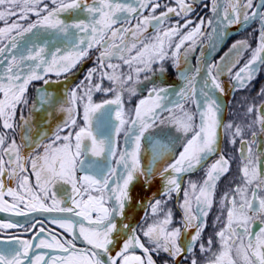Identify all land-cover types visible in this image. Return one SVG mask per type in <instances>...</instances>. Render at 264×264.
Returning <instances> with one entry per match:
<instances>
[{
  "label": "snow or ice",
  "instance_id": "snow-or-ice-1",
  "mask_svg": "<svg viewBox=\"0 0 264 264\" xmlns=\"http://www.w3.org/2000/svg\"><path fill=\"white\" fill-rule=\"evenodd\" d=\"M174 4L0 0V213L25 218L0 221V237L40 225L32 239L0 238L8 245L0 247V264H264V88L262 102L246 108L255 119L225 122L222 79L241 91L264 69V0ZM200 6L211 15L197 13V21ZM257 23L255 47L237 40L213 59L230 29ZM89 59L94 66L79 84L50 89ZM166 63L178 86L163 84ZM138 91L146 95L126 109L125 93ZM97 93L112 98L96 102ZM38 112L45 119L36 125ZM54 113L63 119L49 130ZM225 140L239 156V183L230 176L236 157L226 154ZM197 172L202 179H191ZM225 178L231 187L217 199ZM157 179L158 193L134 197ZM174 197L179 226L168 206ZM134 199L150 209L136 226L127 215ZM214 205V231L205 237ZM36 214L51 216L63 233L49 231L34 243L45 232L42 221L28 219Z\"/></svg>",
  "mask_w": 264,
  "mask_h": 264
},
{
  "label": "flooded vegetation",
  "instance_id": "flooded-vegetation-1",
  "mask_svg": "<svg viewBox=\"0 0 264 264\" xmlns=\"http://www.w3.org/2000/svg\"><path fill=\"white\" fill-rule=\"evenodd\" d=\"M162 2H169V3H171V6H175L174 0H162ZM204 2L207 3L208 0H204ZM197 13H199V16H205V18H207V16L211 15V13L208 11V9L202 8V6L197 7L196 12H194L192 14V18L194 20H197V21L199 19V16L197 15ZM145 14L147 15V13H145ZM175 19H178V18L174 17L172 22H175ZM257 28H258V23L252 24L250 27H247V28L244 26H236V27L230 29V38L215 53H213V59L219 60V58L222 55H224L225 52L228 51L231 44L237 40L248 39L250 41V43L252 44V46L255 47L256 37L258 35V33L255 31V29H257ZM151 32H152V29L150 28L149 33H151ZM205 43H206V40H205ZM199 51H200V49L198 48L196 55L199 54ZM205 51H207V50L205 49ZM92 55L94 57L95 54L93 53ZM248 58H249V53H245L244 58L241 60V65ZM191 59H192V63L195 64L196 63L195 56H193ZM93 66H94V59L87 60L85 63H83L82 65H79L75 70H73V72L71 74H69L68 79L64 80L63 83L49 85L50 89L59 93L60 91H62L64 89L65 86H67L69 88L74 87L75 85L79 84V82L83 79L82 78V76L84 75L83 73L84 72L86 73L87 70ZM165 67H166L167 71L165 73L163 83H165V84L170 83V86H178L180 84V81L177 79L176 71L171 67L170 63H166ZM52 79L54 80L55 78H52ZM61 79L63 80V78H61ZM222 79L224 80L226 91L230 92L231 91V88L229 87L230 81L228 80L227 77H224ZM153 80H156L157 83L161 82L158 75L154 76ZM41 83L42 82H37V84H36V82H35V83H33L32 86H30L29 92H28L29 104H31L35 100L36 95H37L35 89L37 87H40ZM148 86L149 85L145 84L142 87H148ZM261 88H264V69L261 70V72L258 74L256 79H254V81L252 82V85L248 89H244L241 91L234 92V95H233V97H232V99L228 105V117H227L226 122L233 121L235 123L246 124V123L250 122L251 120L255 119L256 116L258 115V113H256V112H254L251 115H246V108H247L246 105H248L247 98H245L244 99L245 101H243L242 96H243V94H245V96L248 95V97L250 98V102L255 101L254 104L259 105L262 102V98L260 96H258L257 93L259 92V90ZM141 94L146 95V93L138 91V94L136 96H141ZM97 96H98V99H100V98H108V99L112 98L111 94H109L108 96H103L102 94H98ZM18 115H19V113H18ZM25 115H27V109H25ZM44 119H45L44 114L42 112H38L35 114L34 124L39 125V124L43 123ZM47 119L50 120L51 123L46 125V127H48L49 130H51L52 128L55 127V125L57 123H59L63 119V114L54 113L51 117H47ZM246 135H247V133H246ZM262 139H264V138H262ZM17 141L19 142V135H17ZM119 141H120V146L122 148L123 147V136H120ZM223 147H224L226 154H229V155L236 157V160L233 163V167H232V171L230 173V176H231L233 183H239V180L237 179V177L239 175L238 168H237V164L239 161L238 153L235 151L234 148H232L231 145H229L227 143L226 140L224 141ZM261 147L264 148V144H262ZM203 175H204L203 172H198V173L192 175L191 179L200 180V179H202ZM228 187H231V184L229 183L228 178L222 179L220 185L218 186V190L216 193L217 199L220 197V195L223 193V191ZM168 206L171 207L174 211V224H175V226H179L178 224H176V222L180 220L181 213L176 206L175 197L173 198L172 201L169 202ZM147 211L150 212V209H148ZM216 215H218V205H214L212 212L209 214V217H208L209 227L205 230V237H207L209 234H211L214 231V229L212 227V223H213ZM28 219L42 221V226L45 228V232L42 233L40 237H37V239H36V241H34V243H38L40 238L47 239L49 231H53L58 235L63 233V229H60L58 226L53 225L51 223V216H49L47 214H36L35 216L29 217ZM8 220L19 221V222L23 223L25 218L24 217H13V216H10L6 213H0V221L6 222ZM142 222H143V219L139 221V218H138L137 222H135V223L140 224ZM25 226L29 227V231L26 233L23 231V228L9 229L4 234V237H0V238H6L7 236L16 234V235H20L22 239H32V237L35 236L36 232L39 230L40 225H38L35 230H32L29 225H25ZM7 246L8 245L0 244V247H7ZM77 246L78 247H84L85 245H83V243L81 241H77ZM37 251H43L45 253H48L49 255L57 254V253H54L48 249L37 250ZM138 254H140V253L138 252Z\"/></svg>",
  "mask_w": 264,
  "mask_h": 264
},
{
  "label": "water",
  "instance_id": "water-1",
  "mask_svg": "<svg viewBox=\"0 0 264 264\" xmlns=\"http://www.w3.org/2000/svg\"><path fill=\"white\" fill-rule=\"evenodd\" d=\"M36 82H39V81H36ZM35 83V82H34ZM233 95H234V92H232V91H230V92H228V95H226L223 99H224V102H225V107H226V111H225V113H224V120H225V122H226V120H227V117H228V105H229V102L231 101V99H232V97H233ZM198 173V172H197ZM194 174H196V173H194ZM194 174H192V175H194ZM136 192H137V198L138 199H143V200H147L148 199V197H147V193H146V190H144L143 188H141V187H137L136 189ZM136 205V199H135V201L133 202V211H132V215H131V217H132V219H133V217L135 216V213L137 212V211H139V213H140V215H139V221L140 220H142L143 219V217H142V215H143V213H144V210H145V208L146 207H144V208H142V207H136L135 206ZM147 210V209H146ZM145 210V211H146ZM131 210H128L127 211V215L129 216L130 214H129V212H130ZM132 225L133 226H136L137 225V223H135V222H132ZM118 227H119V222H118ZM117 249L119 250V244L117 245Z\"/></svg>",
  "mask_w": 264,
  "mask_h": 264
},
{
  "label": "rangeland",
  "instance_id": "rangeland-1",
  "mask_svg": "<svg viewBox=\"0 0 264 264\" xmlns=\"http://www.w3.org/2000/svg\"><path fill=\"white\" fill-rule=\"evenodd\" d=\"M0 26H3L2 25V23H0ZM84 75H85V72L83 73ZM84 75L82 76V78H84ZM52 78H55V77H52ZM40 82V81H39ZM158 83H160V82H158ZM36 84H37V82H36ZM165 86H170V83H163ZM105 86H107V81H105ZM139 87H141V86H139ZM98 94H100V93H97L95 96H94V100L96 101V102H100L101 100H103V99H108V98H100V99H98ZM144 97V94L142 95L141 94V96H132V97H128V95H127V93H125V108L126 109H132V108H134L135 106H136V104H137V102H138V100L139 99H141V98H143ZM243 101H245L244 99L245 98H247V103H248V105L249 104H254L255 103V101H251L250 102V98L248 97V95L247 96H245V94H243ZM248 105H246V106H248ZM121 136H123V134H121Z\"/></svg>",
  "mask_w": 264,
  "mask_h": 264
},
{
  "label": "bare ground",
  "instance_id": "bare-ground-1",
  "mask_svg": "<svg viewBox=\"0 0 264 264\" xmlns=\"http://www.w3.org/2000/svg\"><path fill=\"white\" fill-rule=\"evenodd\" d=\"M34 83V82H33ZM160 187H161V182H160V180H156L155 182H154V184H153V187L151 188V190H146V193H147V197L148 198H150V196H151V194L152 193H158V190L160 189ZM133 195H134V197L135 198H137V192H136V190L134 191V193H133ZM156 198H159V195H157V197ZM135 201V199L133 200V202ZM147 208H145V210H146ZM145 210H144V212H145ZM148 210V209H147ZM146 210V211H147ZM132 211H133V208H131V211L129 212V216H128V222L132 225V222H137V219L139 218V215H140V213H139V211H137L136 213H135V216L133 217V219H132V217H131V213H132ZM144 216V213H143V215H142V217ZM118 250V249H117ZM113 254H115V253H113Z\"/></svg>",
  "mask_w": 264,
  "mask_h": 264
}]
</instances>
